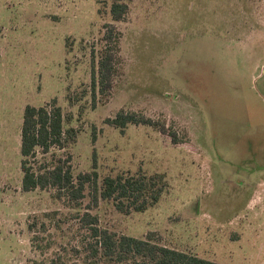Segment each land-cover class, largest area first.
Instances as JSON below:
<instances>
[{"label":"rangeland","instance_id":"rangeland-1","mask_svg":"<svg viewBox=\"0 0 264 264\" xmlns=\"http://www.w3.org/2000/svg\"><path fill=\"white\" fill-rule=\"evenodd\" d=\"M110 7L0 0V264H36L58 250L74 264L83 210L119 235L154 232L220 264H264V0H133L120 23ZM107 24L121 34L120 61L110 95L97 91L94 106ZM55 100L77 132L57 152L72 156L75 177L96 171L101 188L106 177L164 174L161 201L128 215L95 205L89 185L79 209L52 189L24 192V110ZM121 110L154 125L122 133L107 123Z\"/></svg>","mask_w":264,"mask_h":264},{"label":"trees","instance_id":"trees-1","mask_svg":"<svg viewBox=\"0 0 264 264\" xmlns=\"http://www.w3.org/2000/svg\"><path fill=\"white\" fill-rule=\"evenodd\" d=\"M110 16L112 21L120 23L126 20L133 0H110ZM121 34L114 24L104 26L103 38L105 47L102 50L98 68H94L92 76V94L94 106L97 105V91L109 96L115 83L120 61ZM108 124L122 133L130 125L153 126V120L142 114L121 110ZM161 133L166 134L165 126ZM77 132L66 127L65 114L55 100L42 107L27 106L23 114L21 131L22 155V188L26 193L40 190L55 192L57 199L66 200L72 207H83L86 199L87 185L93 189V203L99 200L113 202L117 211L122 214L144 213L157 205L168 186L166 175H118L106 177L103 186L98 184V173L73 174L72 156L67 158L57 152L64 151ZM173 142L178 143L176 134H172ZM42 155L43 163L38 160ZM82 210V209H81ZM51 215V214H50ZM78 229L82 234L73 248L77 259L74 264H220L200 258L196 255L164 246L157 240L156 233L146 238H135L119 235L100 226V217L92 212H79ZM35 226L30 230L34 232ZM39 237H33L37 245ZM37 247V246H36ZM65 248V247H64ZM63 249V245L61 246ZM64 250L55 252L53 258L36 264H71L63 256ZM73 257V254H71Z\"/></svg>","mask_w":264,"mask_h":264}]
</instances>
